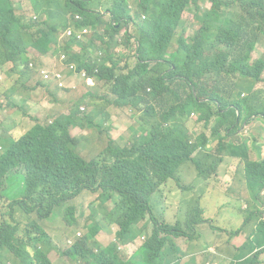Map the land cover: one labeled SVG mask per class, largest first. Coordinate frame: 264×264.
Wrapping results in <instances>:
<instances>
[{"label": "trees", "instance_id": "trees-1", "mask_svg": "<svg viewBox=\"0 0 264 264\" xmlns=\"http://www.w3.org/2000/svg\"><path fill=\"white\" fill-rule=\"evenodd\" d=\"M30 1L36 19L22 7L18 10L15 1L0 0V68L13 62L15 68L9 74L20 75L9 87L16 92L34 76V70H23L18 64L29 48L42 54L62 50L66 59L59 58L57 65L47 69V76L38 69L41 79L32 82L30 89L42 92L44 88L56 98L60 91L86 86L84 94L90 92V99L84 95L71 100L68 113L37 120L18 136L0 138V201L7 200L10 207L9 211L0 209V260L4 261L7 250L20 257L19 264H53L49 250L38 246L50 240L40 221L56 216L64 203L90 190L114 204L117 213L111 223L119 226L116 238L108 245L90 244L98 231L94 221L89 233L64 251L65 256L82 264H178L181 250L174 239L189 233L181 221L158 218L155 192L171 180L179 181L188 167H194L198 177L227 176L232 161L238 159L251 198L232 203L229 214L252 232L237 247L232 240L243 226H212L226 232L231 245L219 264H257L264 252L257 250L264 246V213L259 207L264 203V157L253 160L247 138L233 134L242 121L264 118V88L256 87L263 78L264 59H251L264 33V0ZM89 2L104 11L95 12ZM207 3L209 10L204 8ZM42 12L47 23L38 19ZM191 13L196 21L222 25L220 34L203 38L199 30L185 38L180 27L191 23L184 19ZM91 29L94 33L89 35ZM175 39L178 48L170 51ZM121 47L130 53L120 51ZM148 62L156 64L147 70ZM57 73L69 88L60 85ZM86 76L110 88L102 109L93 106L97 95L94 86L86 84ZM86 101L92 110L83 114ZM115 105L140 112L133 136L123 147L110 140L98 156L86 159L72 141L70 127L92 124L101 128L110 120L106 110ZM21 109L26 112L24 106ZM193 187L182 186L185 190ZM73 209L67 206L64 218ZM205 221L187 219L185 224L197 229ZM140 236L145 240L138 254L127 258L121 246Z\"/></svg>", "mask_w": 264, "mask_h": 264}, {"label": "rangeland", "instance_id": "rangeland-1", "mask_svg": "<svg viewBox=\"0 0 264 264\" xmlns=\"http://www.w3.org/2000/svg\"><path fill=\"white\" fill-rule=\"evenodd\" d=\"M13 1L19 5L18 10L22 7L23 12L36 19L37 13L34 11L30 0ZM88 6L95 12H97V9L104 11L103 7H99L95 3L91 4L89 2ZM209 6L210 4L205 5L204 8L209 10ZM38 19L48 22L47 15L44 12L38 15ZM184 19L191 22L188 26L180 27L181 32H184L183 36L185 38L194 36L199 30L203 31V38L207 36L216 38L220 34L219 29L222 28V25L217 22L207 24L203 20L196 21L192 13L185 14ZM124 31L125 29L121 30L118 36L119 39L122 38ZM134 31L135 29L131 26L129 32L133 33ZM93 33L94 31L91 29L89 35ZM136 35L138 36V33ZM177 43V39L171 43L170 51L178 48ZM223 43H226V41H223ZM119 50L127 54L130 53L124 47ZM49 52L42 54L38 49L31 47L25 54L26 58L23 61L19 59L20 68L23 70H25L24 68L34 70V76L28 81H24L27 85L16 92H13V86L9 87L20 77L18 72H13V75L9 74L15 68V64L13 66V62H8L0 68V75L3 77L0 79V138L8 139L9 137L18 136L23 131L29 130L37 120L48 121L60 113H68L71 100H77L78 97L84 95H87V101L90 99V92L84 94L86 93V86L78 91H60L56 98L44 88H42V92H35L30 89L29 86L32 82L36 79H41V75L36 74L39 66L44 63H51L48 59ZM259 58L264 59V33H260V40L256 42L255 48L251 51V59L253 61ZM131 62L133 63L134 60L132 59ZM123 64H125L124 61ZM155 64L156 62H148L147 70ZM72 77H75V73L72 74ZM81 82L84 81L81 80ZM94 84L95 80L90 84L94 86L92 91L97 95L93 106L102 109L105 99H109L110 88L108 85L104 86L102 81ZM256 87L264 88V73L262 80L256 84ZM14 100L18 103L14 104ZM87 101L82 103V106L85 107L84 110L81 109L83 114L92 110V106H89ZM10 103L13 105L9 106ZM23 106L26 108V112L21 109ZM105 113L110 120L105 122L101 128L92 124L85 126V128L80 126L70 127L72 141L75 145L78 144V151L88 160L98 156L106 148L110 140H114L117 147H123L133 136L132 127L134 122L142 118L140 112L137 113L129 106H110ZM102 123L103 120L100 119L99 124ZM204 131L200 129V132ZM237 131L236 135L233 134V136L239 135L237 137L247 138L249 154L253 160H259L264 157V118L242 121ZM206 133L210 135L211 130H207ZM2 150L3 147L0 141V151ZM232 163L234 165L230 168L227 176H222L221 174L212 175L210 179L202 176L198 177L194 167L185 168L180 173L179 181H169L167 185L163 186L161 192L157 190L153 196L155 214L158 218H164L172 223L181 221L189 233L188 237L182 236L176 239L179 246L186 253L182 264H207V262L219 264L221 258H223V253H230L231 245L228 243L229 237L227 233L216 231L217 229L212 224L220 226L232 224L235 227H242L243 223L241 221H235L230 217L229 206L237 200L243 201L251 198L246 179L240 174V167L243 168V164L238 159H234ZM183 185H194V187L185 190L182 188ZM69 205L74 206V209L71 216L66 219L64 218V212ZM259 207L264 213V203ZM0 209L9 211V202L1 200ZM200 210H204V212L200 213ZM116 213L117 210L114 204L109 201L104 202L99 192L84 190L76 198L64 203L63 210L60 211L58 209L56 216L40 221L49 232L50 240L48 244L39 243L38 246L41 249L49 250L48 256L53 264L62 262L59 254L65 261H70L71 258L65 256L64 251L69 247L70 243H75L81 237L87 235L94 221L98 225V231L95 237L89 239V243L91 244L95 241L108 245L115 240L119 229L117 224L111 223V218ZM36 217L34 214L33 218ZM187 219H205L206 221L198 225L197 229H194L192 227L187 228L185 224ZM211 219L213 223L210 222ZM262 222H264V217ZM151 231L152 225L149 226V232ZM251 232L252 229L249 226H243V230L232 240V244L242 245ZM143 241L144 238L137 239L135 245L129 249V252L140 246ZM123 249L125 250V248ZM31 254H33L32 250ZM126 256L128 257L129 253H126ZM56 257H58V260L54 263L53 261ZM260 260V264H264V253L261 255ZM20 262V257L7 250L5 251V259L2 264H19ZM78 264L82 263L78 262Z\"/></svg>", "mask_w": 264, "mask_h": 264}, {"label": "clouds", "instance_id": "clouds-1", "mask_svg": "<svg viewBox=\"0 0 264 264\" xmlns=\"http://www.w3.org/2000/svg\"><path fill=\"white\" fill-rule=\"evenodd\" d=\"M84 31H87V29H85ZM49 54H50V57L48 58L50 61H51V63L50 64H48V63H44V64H42V65H40L39 66V68L38 69H40V70H43V69H49L50 67H52V66H54V65H57L58 64V59L59 58H62V55H65V53H64V51H62V50H59L58 52H54V51H50L49 52ZM59 54V56H57ZM75 73V72H74ZM73 74V73H72ZM72 74H71V78L72 79H74L75 77H76V73H75V77L73 78L72 77ZM97 80V79H96ZM67 85H70L69 83H66ZM65 84V86L64 87H66V88H69V87H67V85ZM71 91H74L75 89L73 88V89H70ZM197 171V170H196ZM197 176H198V173H197ZM172 181V180H171ZM119 227V226H118ZM116 238V237H115ZM139 238H144V240H145V236H140ZM139 238H137V239H139ZM136 239V240H137ZM177 238H175L174 240L175 241H177L176 240ZM135 240V241H136ZM114 241V240H113ZM135 241H133V242H135ZM71 242V241H70ZM144 242V241H143ZM130 243H132V242H130ZM130 243H128V244H130ZM74 243H70V245L69 246H72ZM143 244V243H142ZM142 244L138 247V249H137V251L135 252V254H134V256L131 258V259H133L134 257H135V255H137L138 254V251H139V249H140V247L142 246ZM104 245V244H103ZM125 245H127V244H124V245H122L121 246V249L123 250V252H124V254L126 255V252H125V250L123 249V246H125ZM178 255L181 257V259L179 260V262H178V264H182V260H183V254H181V253H178ZM128 258V257H127ZM130 259V258H129ZM73 261H75V262H77L76 260H74V259H72ZM230 260H232V259H228V262L230 261ZM3 262L0 260V264H2ZM78 263V262H77Z\"/></svg>", "mask_w": 264, "mask_h": 264}, {"label": "crops", "instance_id": "crops-1", "mask_svg": "<svg viewBox=\"0 0 264 264\" xmlns=\"http://www.w3.org/2000/svg\"><path fill=\"white\" fill-rule=\"evenodd\" d=\"M208 4H210V3H207V5ZM211 5V4H210ZM210 7V6H209ZM50 57V54L48 55V58ZM49 233V232H48ZM241 233V231L239 232V234ZM238 234V235H239ZM237 235V236H238ZM237 236H235V237H237ZM234 237V238H235ZM233 238V239H234ZM248 240V239H247ZM246 240V241H247ZM246 241L242 244V245H240V246H238V245H236L237 247H241V246H243L245 243H246ZM135 245V242H132V243H130V244H127V245H125L123 248H125V250H126V253L128 254L129 253V256H128V258H132L133 256H134V254H135V252L137 251V249H138V247H136L134 250H132L131 252H129V249L132 247V246H134ZM180 250H181V252H179V253H181V254H183V255H185L186 253H185V251L179 246L178 247ZM260 249H264V246H262V247H260V248H258L257 250H260ZM264 252H262L261 253V255L263 254ZM261 255H260V257H259V260H258V263L257 264H260V262H261V260H260V258H261ZM184 257V256H183ZM59 258L61 259V261L62 262H58V264H73V263H75V264H78L77 262H75V261H73L72 259L70 260V261H65L62 257H60V254H59ZM58 260V257H56V259L53 261L54 263L56 262Z\"/></svg>", "mask_w": 264, "mask_h": 264}, {"label": "built area", "instance_id": "built-area-1", "mask_svg": "<svg viewBox=\"0 0 264 264\" xmlns=\"http://www.w3.org/2000/svg\"><path fill=\"white\" fill-rule=\"evenodd\" d=\"M62 60H65L66 59V55H62V58H61ZM46 76H47V69L45 68V69H43V70H41ZM57 76L60 78V85L61 86H65V82L63 81V80H61V77H60V74L59 73H57ZM92 81H93V77L92 76H86V80H85V82H86V84L87 85H90V84H92ZM96 82V81H95ZM67 85V84H66ZM70 85H67V87H69ZM82 110H84L85 109V107L83 106L82 108H81Z\"/></svg>", "mask_w": 264, "mask_h": 264}]
</instances>
